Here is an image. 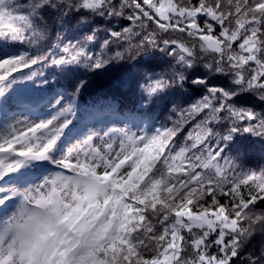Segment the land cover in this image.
Returning <instances> with one entry per match:
<instances>
[{"label":"trees","instance_id":"obj_1","mask_svg":"<svg viewBox=\"0 0 264 264\" xmlns=\"http://www.w3.org/2000/svg\"><path fill=\"white\" fill-rule=\"evenodd\" d=\"M88 1L0 0V54L9 56L0 63V105L11 99L16 108L22 95L44 106L43 95L71 94L88 116L96 108L156 130L163 149L133 181L113 180V196L99 190L92 212L59 230L55 249L75 254L73 231L90 216L108 223L95 228L82 264H155L174 253L172 216L181 234L173 264H205L203 245L218 263L264 264V151L222 104L256 113L250 121L264 143V0H104L95 9ZM168 3L177 14L165 19ZM180 11L197 13L196 24ZM17 72L27 81L11 77ZM210 160L229 162L224 177ZM182 203L180 217L172 212ZM210 213L237 227L191 226L190 216Z\"/></svg>","mask_w":264,"mask_h":264},{"label":"rangeland","instance_id":"obj_2","mask_svg":"<svg viewBox=\"0 0 264 264\" xmlns=\"http://www.w3.org/2000/svg\"><path fill=\"white\" fill-rule=\"evenodd\" d=\"M103 2L105 3L104 0H89L86 3V8L95 9L101 6ZM176 11V7L168 3L163 10H160V14L165 19H169L168 16L171 14L176 15ZM110 14L113 15L112 10H110ZM179 14L185 16L183 21L189 22L191 27L196 24L199 16L197 13L185 11H180ZM5 17L6 14L0 11L1 22ZM208 44L218 48L213 41H208ZM255 50V47L248 50L251 55L249 60L251 61L258 58V52ZM260 73L264 75V67ZM181 80L184 81V78ZM260 84L264 85V81ZM220 105L222 104L220 103ZM227 108L231 109L230 106H227ZM250 119L252 120L251 116ZM33 128L40 130V128L43 129V126L38 121L33 122L32 118L27 117L25 114L12 112L5 120L0 119V149L18 152L27 156V158L36 157L41 159L43 163H47L49 159L48 162H52L51 166L47 167L48 169L40 170L37 176L32 177V179L36 178L35 181L31 182L32 179L23 181L19 190L7 188L0 191V201L10 199L11 205H13L17 201L19 193L27 194L43 210L36 215L34 212H23L10 206L3 213L0 219V224L3 225L0 230V264H66L69 259L68 264H82L83 257L91 250L89 240L93 237L95 228L97 226L103 227L104 223H108V219L101 221L89 216L78 225L76 231H73L75 254H71L72 252L69 251L62 252L63 247L61 249L62 253H60V245H57L55 249L51 245L52 242L50 245L47 242L52 235V227L57 224L52 219V211L55 213V219H57V209L74 211L80 206L78 203L90 199L91 194L88 193L86 188L87 179L102 180L103 182L107 181V183L119 179H123L126 183L133 181L141 171H146L147 165L152 162L155 153L163 149L161 140L156 131L146 137L143 133L145 128L142 125H126L125 123L108 120L102 124L95 122L90 124L81 134H74L65 144L53 148V141L43 139L44 135L35 134L33 136L30 132ZM251 129L257 132L258 127L253 123ZM27 131L29 132L27 133ZM211 156L212 154L209 153V157ZM210 163V166L216 169L218 175L225 176L229 162L222 167L217 163L218 166H215L214 160H210ZM62 168L70 169L71 175L65 176ZM6 183L0 180V185ZM95 186H99V183L95 182ZM91 201L88 204L93 203ZM100 204L104 205L103 202H100ZM185 205L186 203H182L178 209L179 211L174 210L172 213H178L182 217L185 214V208L180 209ZM78 215L76 214V216ZM122 216L125 217L124 214ZM212 216L215 215L210 213L211 220H213ZM81 218L79 217V220H77L80 221ZM210 219H206L201 214L189 217L191 226L199 228L216 230L218 224L222 229L226 227L234 230L237 227L235 221L230 222L223 216H217L215 222L210 221ZM110 228L112 226L104 228L103 231H105L104 236L111 235V238L107 240L111 242L112 239L117 238L116 233L110 234ZM32 230L39 237L35 242H30L27 238V233ZM129 233H131V229ZM175 237L178 236L174 235L172 240L175 248L174 253L166 254L162 260L155 264H173L176 249L180 242ZM206 249L207 247L203 245L201 252H206ZM201 260L205 264H222L215 260H209L204 254L201 255Z\"/></svg>","mask_w":264,"mask_h":264},{"label":"bare ground","instance_id":"obj_3","mask_svg":"<svg viewBox=\"0 0 264 264\" xmlns=\"http://www.w3.org/2000/svg\"><path fill=\"white\" fill-rule=\"evenodd\" d=\"M107 198H109V196H107Z\"/></svg>","mask_w":264,"mask_h":264},{"label":"built area","instance_id":"obj_4","mask_svg":"<svg viewBox=\"0 0 264 264\" xmlns=\"http://www.w3.org/2000/svg\"><path fill=\"white\" fill-rule=\"evenodd\" d=\"M174 226V225H173Z\"/></svg>","mask_w":264,"mask_h":264}]
</instances>
